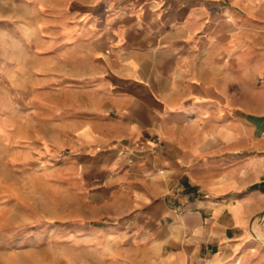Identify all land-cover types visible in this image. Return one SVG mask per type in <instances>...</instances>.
<instances>
[{
	"label": "crops",
	"instance_id": "0c3cea01",
	"mask_svg": "<svg viewBox=\"0 0 264 264\" xmlns=\"http://www.w3.org/2000/svg\"><path fill=\"white\" fill-rule=\"evenodd\" d=\"M34 3L90 62L54 80L83 263L264 264V0Z\"/></svg>",
	"mask_w": 264,
	"mask_h": 264
},
{
	"label": "rangeland",
	"instance_id": "374dc122",
	"mask_svg": "<svg viewBox=\"0 0 264 264\" xmlns=\"http://www.w3.org/2000/svg\"><path fill=\"white\" fill-rule=\"evenodd\" d=\"M52 15L34 0H0V264H85L71 233L81 201L64 164L83 94L54 80L90 62L51 45ZM253 224L264 240V213Z\"/></svg>",
	"mask_w": 264,
	"mask_h": 264
},
{
	"label": "built area",
	"instance_id": "2783aa9c",
	"mask_svg": "<svg viewBox=\"0 0 264 264\" xmlns=\"http://www.w3.org/2000/svg\"><path fill=\"white\" fill-rule=\"evenodd\" d=\"M130 162H132V160H130Z\"/></svg>",
	"mask_w": 264,
	"mask_h": 264
}]
</instances>
